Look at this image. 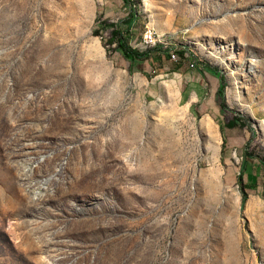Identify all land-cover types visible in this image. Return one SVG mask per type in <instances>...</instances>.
<instances>
[{
  "label": "rangeland",
  "instance_id": "rangeland-1",
  "mask_svg": "<svg viewBox=\"0 0 264 264\" xmlns=\"http://www.w3.org/2000/svg\"><path fill=\"white\" fill-rule=\"evenodd\" d=\"M0 264H264V0H0Z\"/></svg>",
  "mask_w": 264,
  "mask_h": 264
},
{
  "label": "trees",
  "instance_id": "trees-1",
  "mask_svg": "<svg viewBox=\"0 0 264 264\" xmlns=\"http://www.w3.org/2000/svg\"><path fill=\"white\" fill-rule=\"evenodd\" d=\"M126 3H129L130 0H124ZM136 17V12H132L130 17L128 18V26L131 27L134 20ZM120 52L122 53V55L124 57H126L132 64L137 63L139 60L143 59V56L145 55V53H140L138 52L136 49H133L130 45H128L127 43H121L120 44ZM181 54L183 55V52L181 51ZM208 71L212 72L213 74L219 76V72L214 71L210 68H207ZM221 80V84L220 87L218 89V95L223 96L224 95V87H225V83L223 82V79L220 78ZM222 108L223 107V103H221ZM236 124V121H233L232 123L229 124V126H234ZM263 160V159H262ZM247 166V160L244 159L243 163H242V170H245ZM245 185H242V194H243V199H242V203L245 202L246 198H247V192L244 188Z\"/></svg>",
  "mask_w": 264,
  "mask_h": 264
},
{
  "label": "crops",
  "instance_id": "crops-1",
  "mask_svg": "<svg viewBox=\"0 0 264 264\" xmlns=\"http://www.w3.org/2000/svg\"><path fill=\"white\" fill-rule=\"evenodd\" d=\"M208 72H209V74L206 77H203V78H206V80L210 83L211 93L216 94V93H218V89H219L220 84H221L220 78L217 75L213 74L212 72H210V71H208ZM200 74H201V72H200ZM203 78L202 77H200V78L198 77V80L199 81L203 80ZM199 109L202 112H207V111L208 112L209 111H212V112L218 111V112H220L221 111V107H199ZM214 139H216V136L214 137Z\"/></svg>",
  "mask_w": 264,
  "mask_h": 264
},
{
  "label": "built area",
  "instance_id": "built-area-1",
  "mask_svg": "<svg viewBox=\"0 0 264 264\" xmlns=\"http://www.w3.org/2000/svg\"><path fill=\"white\" fill-rule=\"evenodd\" d=\"M145 39H146L147 42L153 41L154 40L153 39V33L151 31H149V33L145 34ZM172 56H173V58H175L174 54Z\"/></svg>",
  "mask_w": 264,
  "mask_h": 264
}]
</instances>
